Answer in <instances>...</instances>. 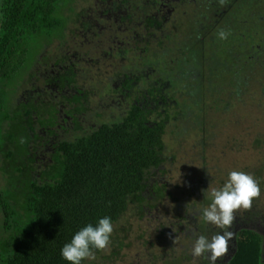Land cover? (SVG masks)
<instances>
[{
    "label": "rangeland",
    "instance_id": "1",
    "mask_svg": "<svg viewBox=\"0 0 264 264\" xmlns=\"http://www.w3.org/2000/svg\"><path fill=\"white\" fill-rule=\"evenodd\" d=\"M222 6L226 10L216 21L213 17ZM155 8L163 10L166 20L160 29L145 28L140 13ZM102 12L90 9L93 24L86 32L75 27L70 16L53 35L30 37L25 55L13 67L15 82L0 84V102L18 98L15 83L29 66L40 60V67L48 68L67 52L75 56V84L92 93L93 112L84 115L83 126L96 123V114L112 122L125 112L128 101H110L116 75L139 74V88L162 81L163 94L170 100L163 138L166 156L171 153L175 161L164 164V173L153 170L149 179L164 183L183 203L188 193L199 190L203 178V192L209 195L211 188L223 186L230 171L252 174L261 195L250 210L234 213L229 230L256 231L264 261V0H127L123 12L129 23ZM221 30L229 33L227 39L219 38ZM168 198L142 218L129 209L113 224L109 248L84 264H163L165 257L164 264H202L191 254L193 245L181 253L186 245L182 235L173 237L170 255L164 253L169 232L164 230L162 238L159 231L168 224V215L174 218L175 208ZM191 216L192 222L194 217L200 220L196 212ZM233 249L230 241L224 258ZM184 255L190 259L183 260Z\"/></svg>",
    "mask_w": 264,
    "mask_h": 264
},
{
    "label": "trees",
    "instance_id": "2",
    "mask_svg": "<svg viewBox=\"0 0 264 264\" xmlns=\"http://www.w3.org/2000/svg\"><path fill=\"white\" fill-rule=\"evenodd\" d=\"M94 1L0 0V80L8 79L12 66L24 56L22 47L33 35L38 39L53 35L63 29L70 16L71 23L86 32L93 24L88 13ZM150 21L147 18L143 26L150 27ZM66 61L67 56L54 63ZM115 78L112 83L119 93L116 101L119 104L128 101L125 112L112 122L101 120V114H96L100 119L93 126H83L82 116L93 112L92 93L75 84L72 66L41 77V87L49 84L54 94L57 88L68 89L59 103L65 115L70 116V124L57 128L60 139L51 144L52 153L39 163L38 172L35 167L30 168L36 162L34 155L20 141L8 138L9 147H5L6 140L2 137L5 124L17 126L15 134L27 132L26 124L17 121L31 115V108L27 105L16 108L8 118L5 106L0 103V264H70L62 257L61 249L83 227L96 226L105 216L114 224L129 209L142 218L168 197L175 203L174 218L168 215V224L161 225L159 231L162 238L164 230L169 232L163 244L168 247L166 255H170L175 235H182L180 239L186 243L181 252L184 254L200 235L210 240L222 233V229L213 227L202 216L203 207L211 202L202 189L205 178L197 185L200 191L188 193L183 203L177 193L167 192L164 183L149 179L155 175L153 170L164 173V164L175 161L171 153L166 156L169 150L163 138L170 103L163 94V82L150 81L144 89L139 88L142 78L137 73ZM135 88H139L137 92L133 91ZM53 93L42 96L48 99ZM56 111L54 106L52 111L40 106L39 113L41 117L49 114L47 123L51 127ZM54 133L53 129L48 133L49 140ZM35 138L42 140L41 135ZM194 196L195 200L188 204ZM194 212L200 215L198 222L195 217L192 218L195 222L191 221ZM233 232L232 254L218 259L216 264H264L261 236L246 228ZM208 255L200 257L202 264L210 262ZM183 257L190 259L187 255ZM165 262L166 257L162 263ZM84 263L85 260L81 262Z\"/></svg>",
    "mask_w": 264,
    "mask_h": 264
},
{
    "label": "flooded vegetation",
    "instance_id": "3",
    "mask_svg": "<svg viewBox=\"0 0 264 264\" xmlns=\"http://www.w3.org/2000/svg\"><path fill=\"white\" fill-rule=\"evenodd\" d=\"M178 1V0H173ZM219 1H223V0H219ZM127 3V0H104L103 2L101 0H95L91 6L93 9H97L100 8L103 10H107L106 13L107 15H112L114 16L116 19L119 20L120 23H124L122 21L125 22H130V17L123 12L125 4ZM180 3V1H179ZM112 8V9H111ZM221 11L218 12L217 16H214L213 19L214 20H219V16L221 15L222 11L226 10L225 6L221 7ZM102 12V15H103ZM143 16L142 23L143 25L145 24V20L148 18L150 21L151 26L148 27V29H160L162 27V23L164 20H166V17L164 15L163 10H158L157 8H155L153 10V12L151 13H145L144 11L142 13H140ZM89 15V13H88ZM105 15V14H104ZM103 15V16H104ZM131 16V15H130ZM89 19H91L88 16ZM123 18V19H122ZM92 20V19H91ZM128 20V21H127ZM146 27V26H145ZM90 29V28H89ZM82 31V29H80ZM25 46H26V42H25ZM24 49V47H22ZM25 55V52H24ZM67 56V61L65 63L60 62L59 64H55L54 62L52 64H50V66L47 68H41L40 67V60H38L37 63L29 66L25 73L22 76V79L20 80V82L18 81L15 84H18V98L17 99H13L11 102H0L1 104H3L5 106V109L7 110V116L9 118V116L11 115V112L16 109V108H20L24 105H27L31 108V115H29L27 118H19L18 119V123L24 126V123L26 124V130L27 132L25 133H19V134H15V128H18L17 126H11L9 124H5L2 128L3 130V138L6 140L3 145H5V147H9V142L10 140H8V138H12L14 141L18 140L21 142V145L24 149H26L29 153L34 155V158L36 161L34 165H32L30 168L35 167L36 168V172L40 171L39 170V163L41 162H45V159L47 158L48 155H50L51 152V144L54 143L56 140L60 139L59 135H58V130L57 128H60L61 126H67L70 124V116L65 115V113L63 112L62 106L60 105V100L62 98V95H64L68 89L66 88V86H63L64 88H57L55 89L57 93H53V88L50 87L49 84L44 83L43 86L41 87V77H46L52 73H54V71H58L59 69H65L66 66L70 67L72 66L74 72H75V83H76V62H75V56L68 54V52L66 54L63 55V57H61L58 60L61 59H66ZM18 61V60H17ZM17 61L15 62V64L17 63ZM14 64V65H15ZM12 66L9 74H8V79L7 80H0V84L2 83H14L15 79L13 76V67ZM74 65V66H73ZM147 74V73H146ZM145 74V76H146ZM116 76H119L116 75ZM117 81L118 79L115 78ZM114 80V79H113ZM112 80V81H113ZM111 81V88H112V92L114 90V86L113 83ZM119 82V81H118ZM52 86V85H51ZM117 86V84L115 83V87ZM145 87V86H144ZM59 89V92L57 91ZM53 93V95L50 98H45L42 96V93ZM90 93V91H89ZM116 92L115 94H113V97L110 99V101L112 103H115L117 99L116 98ZM101 97V95H99ZM44 99H46L44 101ZM41 100H42V104H41ZM98 100L102 101V98H98ZM115 100V101H114ZM44 102V103H43ZM49 102V103H48ZM41 104V105H38ZM50 104L52 105L50 107ZM40 106L44 107L45 110L47 111H52V107L54 106L55 108L58 109V112L56 111V113L53 114V116L56 114L57 116L52 117L51 119L55 120L54 125L53 126H49L48 125V113L46 115H44L43 117L40 116L39 110H40ZM92 108V107H91ZM16 112V110H15ZM41 118L44 119V121H41ZM85 116L83 115L81 118V122L84 123L82 121V119H84ZM95 123L91 124L90 126H93ZM54 130V135L51 136V140H49V136L48 133L51 130ZM42 136V140H40L39 138H35V136ZM24 154V152H23ZM22 154V155H23ZM25 155V154H24ZM25 159L26 162H28V158L25 155ZM39 173H37V178H39Z\"/></svg>",
    "mask_w": 264,
    "mask_h": 264
},
{
    "label": "clouds",
    "instance_id": "4",
    "mask_svg": "<svg viewBox=\"0 0 264 264\" xmlns=\"http://www.w3.org/2000/svg\"><path fill=\"white\" fill-rule=\"evenodd\" d=\"M225 30L218 33L220 39H227ZM211 203L203 208L202 216L206 222L222 229L209 240L200 235L191 249L193 258H199L208 253L210 264L224 257L229 251V243L235 238L231 229L235 220L234 213L244 209L250 210L254 199L261 195L259 182L252 174L233 170L220 188H211ZM114 227L110 217L98 220L96 226L91 224L74 234L71 241L61 249L62 257L70 264H81L85 259H95L93 249L106 251L110 245V237ZM175 242V241H174Z\"/></svg>",
    "mask_w": 264,
    "mask_h": 264
}]
</instances>
